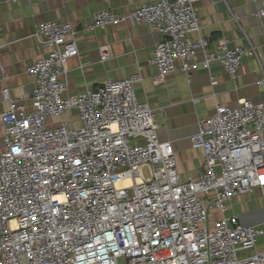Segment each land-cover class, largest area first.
<instances>
[{
	"label": "built area",
	"instance_id": "1",
	"mask_svg": "<svg viewBox=\"0 0 264 264\" xmlns=\"http://www.w3.org/2000/svg\"><path fill=\"white\" fill-rule=\"evenodd\" d=\"M199 2L152 0L127 15L104 9L85 27L158 33L156 84L211 63L234 81L244 58L258 61L255 49L219 41L207 50L206 39H193ZM255 16L264 30V0ZM77 33L71 23L39 24L34 38L45 53L25 70L31 91L20 102L1 91L0 264H264V248L255 251L262 229L226 215L237 197L264 188V102L216 105L198 120L188 141L201 170L182 180L172 145L158 140L152 110L136 98L139 74L69 94Z\"/></svg>",
	"mask_w": 264,
	"mask_h": 264
},
{
	"label": "crops",
	"instance_id": "2",
	"mask_svg": "<svg viewBox=\"0 0 264 264\" xmlns=\"http://www.w3.org/2000/svg\"><path fill=\"white\" fill-rule=\"evenodd\" d=\"M151 1L0 0V115L7 109L1 98L4 88L16 102L32 89L25 70L45 53L34 38L36 27L48 21L71 23L78 31L75 38L78 56L66 64L69 94L95 90L107 80H126L139 74L141 80L134 85V92L137 100L152 110L158 140L172 145L182 180L196 177L202 156L191 148L188 138L196 132L198 120L209 117L216 105L235 108L242 100L264 102V86L256 85L264 78V30L255 16L261 0H200L197 5L200 30L192 37L206 39L207 50H213L219 41H225L228 49L248 46L255 49L258 61L244 58L236 80H230L221 66L211 63L208 69L200 68L188 76L178 71L160 84L152 81L156 70L150 64L160 40L158 33L130 24L95 32L85 27L93 14L101 10L127 15ZM101 48H107L104 61ZM202 60L199 54L198 61ZM211 76L217 82L214 87L209 83ZM194 99L198 101L193 102ZM2 136L0 124V151ZM226 215L237 217L246 226L262 229L263 236L257 239L255 251L264 248V188L237 197Z\"/></svg>",
	"mask_w": 264,
	"mask_h": 264
},
{
	"label": "snow or ice",
	"instance_id": "3",
	"mask_svg": "<svg viewBox=\"0 0 264 264\" xmlns=\"http://www.w3.org/2000/svg\"><path fill=\"white\" fill-rule=\"evenodd\" d=\"M261 179L264 180V177H262Z\"/></svg>",
	"mask_w": 264,
	"mask_h": 264
}]
</instances>
